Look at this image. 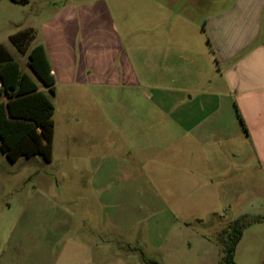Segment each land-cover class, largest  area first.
I'll return each instance as SVG.
<instances>
[{
  "label": "rangeland",
  "instance_id": "obj_1",
  "mask_svg": "<svg viewBox=\"0 0 264 264\" xmlns=\"http://www.w3.org/2000/svg\"><path fill=\"white\" fill-rule=\"evenodd\" d=\"M97 1L28 0L22 4L0 0V43L19 61L22 70L30 72L26 63L27 55L19 53L9 39L10 35L19 31L32 28L37 38L52 28L60 30L63 27L77 30L80 40V33L84 30L103 33L111 28L119 34L123 47L127 49L131 44L137 46L140 28L146 26L147 30L153 32V22L138 20L137 7L109 6ZM162 1L164 9L174 6L179 12L186 8L194 11L192 20L195 29L201 33L198 32L201 39L206 40L201 27L203 21L200 20L219 8L213 5L215 0ZM68 3L72 4L73 10L66 9ZM34 37L29 45L34 44ZM127 37H130V44ZM199 51L201 55H195V61L202 66V75L199 74L200 69H195L194 83L188 92L194 97L191 102L175 107L176 111L194 112L189 124L194 126L196 137H210L209 126L213 127L214 116L221 114L225 132L210 137L218 149L214 148V154L220 152L229 173L238 171L236 175H239V182L231 183L228 180L229 188H226L227 192L223 191L218 203L217 197L211 198L216 204L211 207H216V212H211V207L207 208L201 200L196 199L192 203L186 196L173 192L175 183L169 181L170 165L164 159L160 162V158L155 155L156 150L148 146V143L153 145L156 141L155 135L148 133L153 132V116L157 107L153 102L156 101L157 90L151 77L147 80L146 92L153 97V101L147 99L144 108L147 113L144 163L141 160L138 162L133 155L129 159L124 157L123 162L117 161L116 156L112 160L111 157L118 154L109 153L107 146H103L101 151L95 149L97 140L91 128L115 125L112 117L105 115L107 109L113 106L112 101L105 99V88L99 106L92 105L90 112L80 120L78 134L69 130L73 126L69 124V119L55 113L50 161L40 155H33L20 156L11 162L0 152V240L8 238L9 224L17 222L9 235L12 242L1 245L3 250L11 249L14 236L23 240L15 254L32 249L30 244L38 234L36 228H41L42 224L41 209L49 211V264H151L141 255V251L147 259L158 264H221V254L216 259L212 247L202 244V236L213 239L217 234L215 228L219 230L222 224L241 214L261 217L241 231V245L252 244V240L264 241V177L250 155L251 137L240 123L232 98L213 102L210 107L218 110L216 114L206 116L202 110L211 109L203 105L200 96L204 89H208V80L215 77L216 70L212 65L214 60L211 51L209 54L203 48ZM171 91L172 95L177 94L167 90L166 95H170ZM158 103L167 112L174 104ZM101 111L105 114L101 115ZM174 112L171 110V115L174 116ZM204 127L209 130L203 134ZM103 135L108 138L106 133ZM113 139L107 140L112 142ZM117 140L116 136L114 142L122 144V140ZM137 154L142 158L140 153ZM128 173L139 175V179H124L122 174ZM251 173H258L257 197L250 196L245 180L240 181V177ZM23 208H27L25 212ZM56 209H60L62 215ZM60 217H64L60 221L62 224H54V220L58 221ZM226 240L229 241V238ZM36 246L35 243V251ZM241 248L239 246L233 260L239 262L242 258L239 264H247L250 253L247 251L242 254ZM221 249L222 245L219 246Z\"/></svg>",
  "mask_w": 264,
  "mask_h": 264
},
{
  "label": "crops",
  "instance_id": "obj_2",
  "mask_svg": "<svg viewBox=\"0 0 264 264\" xmlns=\"http://www.w3.org/2000/svg\"><path fill=\"white\" fill-rule=\"evenodd\" d=\"M97 2L109 6L137 7L138 20L153 22V32L147 30L146 26L144 29L140 28L137 46L131 44L128 49L123 47L119 34L111 28L103 33L84 30L80 33V40L77 30L63 27L60 30L52 28L49 32L34 37L36 40L29 48L36 44L43 45L54 78V92L49 95L54 105V132V115L59 113L69 119V124L72 123V129L69 130L78 134L80 120L90 112L92 105L99 106L105 88V99L112 101L113 106L107 109L106 114L102 111L100 114H108L115 125L91 128L97 140L95 149L101 151L103 146H107L109 153L120 156L114 155L112 160L116 156L117 161L123 162L124 157L129 159L133 155L138 162L141 160L144 163L147 146V113L144 108L146 100L153 98L146 92L147 80L152 77L153 86L157 90L156 101H152L157 107L154 105L156 111L153 116V132L148 133L155 135L156 141L153 145L148 143V146L156 150L155 155L160 158V162L164 159L170 165L169 181L175 183L173 192L186 196L192 203L201 200L206 203L207 208L216 205L211 198L217 197V203L220 201L223 191L227 192L229 188L228 180L231 183L239 182V175H236L238 171L229 173L220 152L214 154L217 146L210 137L225 132L221 114L215 115L213 127L209 126L210 137H196L194 126L189 124L194 112L176 111L178 104L191 102L194 97V94L188 92L194 83L195 69H200L199 74L202 75V66L196 63L195 55L200 56L199 50L203 48L206 53H212L216 75L208 80V89L201 92V101L209 108L216 100L233 99L252 140L249 144L250 155L261 168L264 177V0H215L213 5L219 8L200 20L203 21L201 27L206 40L201 39L199 31L195 29L192 20L194 11L191 9L186 8L180 12L174 6L164 9L162 0ZM71 6L68 3L65 7L73 10ZM127 38L130 44V37ZM167 90H173L177 94L172 95L171 91L170 95H166ZM197 95L199 94H195ZM158 102L174 104L167 112ZM210 108L202 109L206 116L218 112L214 107ZM171 110L175 111L174 116L171 115ZM206 130L209 129L204 127L203 134ZM105 133L108 138L104 137ZM116 136L117 141L122 140V144L114 142ZM132 174L122 176L126 180L139 179V175ZM257 175L258 173H251L240 177V181H246V188L250 189L252 197H257L259 193ZM233 176L235 177L232 178ZM262 197L264 198V194ZM26 209L23 208L24 212ZM210 209L211 212H216V207ZM56 210L62 215L60 209ZM62 219L64 217L53 223L62 224ZM41 221V228H36V240H32L30 244L32 249L18 254H15V250L19 251V243L22 245L21 238L16 239L14 236L11 249L5 251L1 248V245L6 246L12 242L9 235L17 222L9 224L8 238L0 240V264H49L48 210L44 212L41 209ZM230 222L222 224L219 230L215 228L217 234L213 239L202 236V244L212 247L211 251L216 259L221 254L219 246L230 243V239L226 240V233H223ZM241 240L242 237H239L235 242L233 257H236V251L242 246V254L247 251L250 253L247 264H264V241L261 243L259 240H252V244L241 245ZM35 243L36 251L33 247ZM241 259L239 262L235 260L234 264H239Z\"/></svg>",
  "mask_w": 264,
  "mask_h": 264
},
{
  "label": "trees",
  "instance_id": "obj_3",
  "mask_svg": "<svg viewBox=\"0 0 264 264\" xmlns=\"http://www.w3.org/2000/svg\"><path fill=\"white\" fill-rule=\"evenodd\" d=\"M27 3L28 0H12ZM34 37L33 29L16 32L9 36L19 53L27 55L30 72L21 69L19 61L0 43V152L11 161L20 156L40 155L50 161L53 145L54 105L50 94L54 92V78L42 44L29 48ZM45 88V89H44ZM235 106L242 127L243 119ZM259 216L241 214L223 231L230 239L221 249V264H234L233 249L241 231ZM151 264L156 261L147 259Z\"/></svg>",
  "mask_w": 264,
  "mask_h": 264
}]
</instances>
